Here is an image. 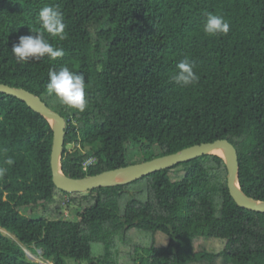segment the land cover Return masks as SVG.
<instances>
[{
  "label": "trees",
  "instance_id": "16d2710c",
  "mask_svg": "<svg viewBox=\"0 0 264 264\" xmlns=\"http://www.w3.org/2000/svg\"><path fill=\"white\" fill-rule=\"evenodd\" d=\"M45 6L63 13L67 38L44 36L65 55L17 63L12 46L40 29ZM208 13L225 18L227 35L203 32ZM185 58L198 84L172 80ZM60 66L84 75L85 111L47 94ZM0 85L65 119L69 178L228 140L242 190L264 201V0H0ZM52 145L48 120L0 92V229L19 243L0 231V264H40L23 248L32 246L52 264H264V213L236 204L218 155L66 193L53 182ZM72 207L76 221L64 219ZM210 241L223 248L209 250Z\"/></svg>",
  "mask_w": 264,
  "mask_h": 264
},
{
  "label": "water",
  "instance_id": "95a60500",
  "mask_svg": "<svg viewBox=\"0 0 264 264\" xmlns=\"http://www.w3.org/2000/svg\"><path fill=\"white\" fill-rule=\"evenodd\" d=\"M0 92L22 100L28 107L40 114L50 123L53 131V145L50 161L53 182L58 189L66 193H88L99 188L130 183L205 155H216L214 151H220L222 155L218 156L224 160L228 169L227 183L231 197L241 208L257 213H264V201L248 197L240 186V164L237 150L228 140H217L213 143H204L149 162L130 165L83 179H72L64 174L61 163L66 136L65 119L48 108L40 97L27 90L0 85Z\"/></svg>",
  "mask_w": 264,
  "mask_h": 264
},
{
  "label": "clouds",
  "instance_id": "9594fccd",
  "mask_svg": "<svg viewBox=\"0 0 264 264\" xmlns=\"http://www.w3.org/2000/svg\"><path fill=\"white\" fill-rule=\"evenodd\" d=\"M38 19L40 29L34 35L20 36L18 43L12 46L11 53L17 63L39 59L45 55L53 60L65 55L63 48L55 47L44 36V33L47 32L49 36L59 40L67 38L63 13L57 7L45 6L40 10ZM202 27L203 32L208 36L227 35L230 30V25L223 16L212 13L206 15ZM48 77L47 94L54 96L59 105L80 112L86 110L88 107L87 85L83 74L70 70L68 66H60L58 70L50 69ZM171 78L175 83L184 87L198 84L200 79L195 72L194 63L187 58L177 64V69ZM8 163L11 164L12 161L9 160ZM2 173L3 170L0 169V174Z\"/></svg>",
  "mask_w": 264,
  "mask_h": 264
},
{
  "label": "rangeland",
  "instance_id": "374dc122",
  "mask_svg": "<svg viewBox=\"0 0 264 264\" xmlns=\"http://www.w3.org/2000/svg\"><path fill=\"white\" fill-rule=\"evenodd\" d=\"M77 215H78V208H76V207L68 208L64 212V219L69 220V221H76L77 220ZM0 231L5 236H7V237L11 238L12 240H14L15 242H17L13 234H11V233H9V232H7L5 230H2V229H0ZM23 248L27 252L28 258L30 260H32L33 262H37V263H40V264H52L50 261H46V260L43 259V253L40 250H37L35 246H32V249H30V250L27 249L26 247H23ZM208 248L211 251L218 252V251H220L223 248V243L220 242V241H210L208 243ZM71 263L75 264L74 261H71Z\"/></svg>",
  "mask_w": 264,
  "mask_h": 264
},
{
  "label": "bare ground",
  "instance_id": "6f19581e",
  "mask_svg": "<svg viewBox=\"0 0 264 264\" xmlns=\"http://www.w3.org/2000/svg\"><path fill=\"white\" fill-rule=\"evenodd\" d=\"M214 154H216V155H222L220 151H214Z\"/></svg>",
  "mask_w": 264,
  "mask_h": 264
}]
</instances>
